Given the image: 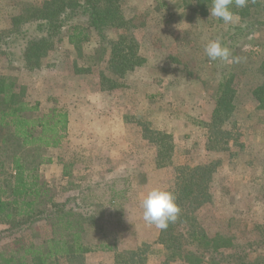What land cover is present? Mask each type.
Masks as SVG:
<instances>
[{
	"label": "rangeland",
	"instance_id": "rangeland-1",
	"mask_svg": "<svg viewBox=\"0 0 264 264\" xmlns=\"http://www.w3.org/2000/svg\"><path fill=\"white\" fill-rule=\"evenodd\" d=\"M44 1L0 0V32L11 27L12 18L25 6H41ZM190 4L192 0H121L123 25L105 33L109 39L124 33L144 58L125 75L108 71L107 42H102L107 53L98 62V35L92 34L79 53L65 31L35 70L25 66L18 47L5 46L0 74L16 76L28 98L41 102L42 110L55 105L68 110L67 135L60 146L46 150L51 161L41 165L40 175L57 200L94 205L118 250L146 243L145 264H184L169 259L158 240L160 229L142 218L141 200L154 187L176 193L179 167L218 161L210 183L212 200L196 216L211 237L225 236L236 245L221 252H236L250 260L260 255L264 264V108L252 94L262 81L258 67L264 57V6H252L247 17L239 15L238 24L225 25L210 12L196 14ZM76 20L87 22L82 15ZM23 29L38 34L35 24ZM214 40L230 49L229 60L207 57L205 45ZM101 72L117 78L120 85L108 89L106 82L102 87ZM232 73L237 74L233 83L237 96L222 125L231 134L229 149L224 150L205 123L216 106L219 83ZM151 129L170 135L166 157L149 140ZM4 227L0 224V229ZM193 245L204 256L214 253L220 264L236 262ZM85 264L119 263L115 252L97 251L86 255Z\"/></svg>",
	"mask_w": 264,
	"mask_h": 264
},
{
	"label": "trees",
	"instance_id": "trees-1",
	"mask_svg": "<svg viewBox=\"0 0 264 264\" xmlns=\"http://www.w3.org/2000/svg\"><path fill=\"white\" fill-rule=\"evenodd\" d=\"M211 3L212 0H192L190 7L196 14L206 16ZM252 6H264V0H248L245 8L234 11L247 17ZM121 13V0H47L41 6L28 5L12 18L7 31L0 32V52L11 44L18 47L25 66L35 70L54 50L64 31L79 53L82 45L96 34L101 38V48L95 52L98 62L107 53V47L102 45L107 42L110 51L106 67L113 75L122 76L140 66L144 58L137 43L124 33L116 39L107 37L106 29L123 25ZM80 15L87 22H77ZM26 24H35L38 34L24 31ZM16 35H21L20 39H14ZM258 72L262 81L252 94L264 108V57ZM236 76L232 73L219 83L216 106L210 122L205 123L211 137L217 139L215 143L224 150L229 149L231 134L222 125L235 107ZM100 81L102 87L109 82L108 89L120 85L117 78L105 72H101ZM69 122L65 107L55 105L42 110L41 102L28 98L27 88L19 84L16 76L0 74V224L6 226L0 229V264H85L86 255L97 251L115 252L119 264H145L149 244L118 250L112 234L100 222L103 217L93 210L94 205H72L69 198L57 200L41 177V165L51 161L44 153L50 147L60 146ZM149 133V140L163 152L170 149L168 133L152 129ZM218 163L179 167L175 194L181 212L166 230H160L158 240L168 250L170 260L178 258L184 264H220L214 253L204 256L193 247L194 243L235 259L234 264H260V255L250 260L236 252H221L236 245L225 236L211 237L196 216V211L212 200L210 183ZM69 174L65 170L64 175ZM110 204L114 206L113 202Z\"/></svg>",
	"mask_w": 264,
	"mask_h": 264
},
{
	"label": "clouds",
	"instance_id": "clouds-1",
	"mask_svg": "<svg viewBox=\"0 0 264 264\" xmlns=\"http://www.w3.org/2000/svg\"><path fill=\"white\" fill-rule=\"evenodd\" d=\"M247 4L248 0H212L209 6L210 17L222 20L225 25L238 24L240 16L234 9H243ZM204 51L213 61H227L232 55L230 49L219 40L209 41ZM236 61L239 62L238 57ZM141 208L143 220L160 230H166L181 212L176 194L160 187H154L146 193L141 200Z\"/></svg>",
	"mask_w": 264,
	"mask_h": 264
}]
</instances>
